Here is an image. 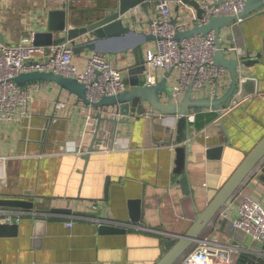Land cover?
<instances>
[{
	"label": "crops",
	"instance_id": "obj_1",
	"mask_svg": "<svg viewBox=\"0 0 264 264\" xmlns=\"http://www.w3.org/2000/svg\"><path fill=\"white\" fill-rule=\"evenodd\" d=\"M78 1L0 0L3 42L15 43L35 31L47 30L52 9H68L69 27L88 25L97 18V6L105 7L108 0ZM147 10L151 11V7ZM147 10L143 8V12ZM143 16L146 18L147 13ZM132 27L138 32L143 30L137 23ZM241 29L252 53L261 51L264 9L243 20ZM134 40V36H129L119 43ZM153 44L154 41H148L135 50L110 55L122 71L134 66H143V70L144 53ZM245 71L257 78L258 90L242 105L229 111L224 109L221 115L210 108L190 113L191 132L185 151L189 195L182 192L175 173L181 152L177 148L182 144L176 143L177 115L154 119L147 115L119 116L125 123L118 125L114 141H107L115 149L105 146L106 149L94 150L85 159L92 134L83 137L85 114L79 111V104L72 107L69 117L53 116L55 100L70 94L55 82L34 93L30 116L8 123L2 130L0 155L14 157L0 162V198L26 199L33 201L34 206L0 208V217L20 219L8 222L16 224L15 232L0 236V264L157 263L167 252L165 240L186 231L196 211L205 208L264 136V57ZM158 73L159 80L166 74ZM110 125L107 128L111 132ZM219 144L224 145L221 158L207 160L206 149ZM79 148L83 153L77 152ZM241 191L264 203V161ZM133 199L141 200L142 216L136 222L130 216ZM93 203L99 206L95 213L89 210ZM95 214L112 216L133 226L117 228L118 231L106 226L101 230L92 221ZM219 225L218 215L203 236L216 235ZM242 245L264 253V245L259 248L249 238ZM241 252L239 264L246 256L257 258L255 253ZM258 259L264 264V255Z\"/></svg>",
	"mask_w": 264,
	"mask_h": 264
},
{
	"label": "built area",
	"instance_id": "obj_2",
	"mask_svg": "<svg viewBox=\"0 0 264 264\" xmlns=\"http://www.w3.org/2000/svg\"><path fill=\"white\" fill-rule=\"evenodd\" d=\"M70 1V0H68ZM75 1V0H73ZM79 2L78 0H76ZM151 11H144L141 5L131 11L133 21H128L131 27L136 23L143 31L155 38L153 47L144 53V83L151 85L159 80V73H170L168 91L171 101L178 103L188 89L192 97L214 98L222 95L230 83L229 72L214 62V33H196L192 37L175 38L177 32H184L195 27L208 24L212 16H236L243 11L247 0H191L195 1L201 10L197 14L195 5L186 0H145ZM131 12L129 14H131ZM147 16L146 18L143 14ZM241 19H238L240 22ZM134 24V25H133ZM135 28V27H132ZM34 34V33H33ZM33 34L21 37L18 42L0 41V141L3 138V126L16 120L29 117L30 106L35 100L34 93L54 85L49 81H36L25 86L17 85L13 79L22 72L44 71L74 77L85 86L89 102H97L102 97L116 95L127 89L125 71L115 64L110 54L98 51L75 53L73 44L88 40L90 34L82 35L74 40H65L51 45L34 44ZM225 34V33H224ZM224 34L220 40L224 41ZM234 41L222 45L225 53L236 51ZM233 54V53H232ZM66 92V91H65ZM70 94V93H69ZM60 95V94H59ZM247 98L234 95L225 110L242 105ZM75 104V105H74ZM78 105L79 111L85 114L83 137L97 133L104 142L96 143L95 148L109 149L110 131L105 124L98 128L96 114L119 117L110 107L96 108L92 104L84 105L76 95L58 97L52 105L53 116L69 117L72 107ZM148 116V115H147ZM179 117V115H177ZM192 118L189 114V119ZM198 131L195 135L197 136ZM107 144V145H105ZM112 150L115 148L110 145ZM78 153H83L81 148ZM14 155H0V162ZM17 157V156H16ZM235 199L219 212L220 225L215 230L216 235L207 236L200 240L188 252L180 264H239L241 251L257 254V258L243 259L242 264H260L259 259L264 255L260 249L251 250L242 242L249 238L259 248L264 245V203L242 191ZM98 204L93 203L89 210L97 212ZM235 213L234 217L230 213ZM97 226L127 229L133 226L131 222L122 221L112 216L95 214L92 221ZM19 222V217L10 215L0 217V222ZM227 223V224H226ZM71 223H69L70 225ZM241 243V244H240Z\"/></svg>",
	"mask_w": 264,
	"mask_h": 264
},
{
	"label": "water",
	"instance_id": "obj_3",
	"mask_svg": "<svg viewBox=\"0 0 264 264\" xmlns=\"http://www.w3.org/2000/svg\"><path fill=\"white\" fill-rule=\"evenodd\" d=\"M197 8L199 15L201 10L195 1L186 0ZM220 2L222 0H219ZM141 5L145 10L148 8V3L145 0H108L105 7H98L97 18L91 21L88 25L70 26L67 22L68 9H52L48 13L47 30L35 31L33 34L34 44L51 45L60 43L65 40L75 39L82 35L90 34L87 41L73 44L75 53L86 51H98L105 54L124 53L128 50H135L148 41H154L153 35L145 31H137L132 28L128 21L134 20V15L131 11L135 7ZM264 9V0H247L242 12L236 16H212L208 24L189 29L184 32H177L176 40L183 37H192L196 33L206 34L210 31L214 33V43L216 46L214 52V62L217 65L223 66L230 74V83L227 90L220 96L214 98L209 97H192L191 90L183 94L178 103L171 101V93L168 91L167 77L170 73L166 72L165 76L156 83L148 85L144 83V74H142L143 66H134L127 69L125 78L127 89L124 92L116 95H108L102 97L97 102H89L85 93V86L74 77L63 76L52 71H32L22 72L17 75L13 81L19 86L36 83V81L55 82L61 89L71 95H76L78 101L84 105L92 104L96 108H112L119 116L135 117L136 115H148L152 119L162 115H179L177 120V138L176 143H182L177 148L180 154L177 157V168L175 173L178 174V182L182 192L189 195L191 186L186 175L187 161L186 153L188 149V139L191 132L189 125V114L203 109L217 110L221 115L222 111L229 105L230 99L234 95L241 98H248L257 92V78L251 74H246L245 69L258 63L264 57V40L261 51L252 53L245 36L242 33L241 22L247 19L248 16L262 12ZM131 12V14H129ZM238 19H241L238 22ZM223 30V31H222ZM224 32L225 40L221 41L220 34ZM58 34V35H56ZM134 36L136 40L124 45L120 44L124 38ZM234 41L236 51L225 53L222 50V45L230 41ZM0 41H3L2 33H0ZM150 111V113H148ZM98 119L96 128L102 123L106 126L111 124L112 131L110 133L109 143L114 141L117 133L118 125L125 123L124 120L117 117L96 114ZM225 130V126H223ZM104 142V139L97 136V133L92 135L84 158L87 159L96 150L94 143ZM227 144V138H225ZM225 144V145H226ZM224 145L219 144L214 147H208L205 151L207 160L220 159ZM184 151V154H182ZM264 161V136L259 139L258 143L249 151L242 162L235 168L234 172L228 177L225 183L217 190L214 197L200 211H196L195 219L186 231L179 236H171L165 240L164 247L167 252L155 264H180L183 257L191 251V249L204 238L205 229L219 215V212L232 202L236 194L241 191L242 186L250 178L254 170ZM109 184L106 179L105 190ZM139 199L131 200V220L139 221L140 215ZM33 201L26 199L0 198V208H25L32 209ZM54 211H69V209H53ZM103 226L102 229L109 227ZM16 228L15 223L0 222V236L5 233H10ZM114 231L119 229L111 227ZM8 231V232H7ZM15 232V231H14Z\"/></svg>",
	"mask_w": 264,
	"mask_h": 264
},
{
	"label": "rangeland",
	"instance_id": "obj_4",
	"mask_svg": "<svg viewBox=\"0 0 264 264\" xmlns=\"http://www.w3.org/2000/svg\"><path fill=\"white\" fill-rule=\"evenodd\" d=\"M101 1L105 2V0H101ZM97 7H99V6H97ZM222 31H223V30H222ZM221 34L223 35V34H224V32H222Z\"/></svg>",
	"mask_w": 264,
	"mask_h": 264
},
{
	"label": "bare ground",
	"instance_id": "obj_5",
	"mask_svg": "<svg viewBox=\"0 0 264 264\" xmlns=\"http://www.w3.org/2000/svg\"><path fill=\"white\" fill-rule=\"evenodd\" d=\"M230 203H231V202H230ZM230 203H229V204H230Z\"/></svg>",
	"mask_w": 264,
	"mask_h": 264
}]
</instances>
